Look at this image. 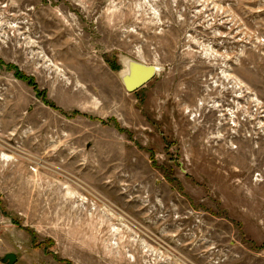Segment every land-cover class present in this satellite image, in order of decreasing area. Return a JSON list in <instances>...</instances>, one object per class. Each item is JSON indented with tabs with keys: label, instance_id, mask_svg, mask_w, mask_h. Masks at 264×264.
<instances>
[{
	"label": "rangeland",
	"instance_id": "rangeland-1",
	"mask_svg": "<svg viewBox=\"0 0 264 264\" xmlns=\"http://www.w3.org/2000/svg\"><path fill=\"white\" fill-rule=\"evenodd\" d=\"M123 58L157 70L128 91ZM9 251L264 264V0H0Z\"/></svg>",
	"mask_w": 264,
	"mask_h": 264
},
{
	"label": "water",
	"instance_id": "water-1",
	"mask_svg": "<svg viewBox=\"0 0 264 264\" xmlns=\"http://www.w3.org/2000/svg\"><path fill=\"white\" fill-rule=\"evenodd\" d=\"M123 63L126 66V70L120 71L122 83L126 90L132 91L143 85L149 80L157 67L152 64H145L141 61L133 60L130 58H123ZM125 69V68H124ZM129 75L131 78H128ZM0 261L5 264H13L16 261V255L14 252H6Z\"/></svg>",
	"mask_w": 264,
	"mask_h": 264
},
{
	"label": "trees",
	"instance_id": "trees-1",
	"mask_svg": "<svg viewBox=\"0 0 264 264\" xmlns=\"http://www.w3.org/2000/svg\"><path fill=\"white\" fill-rule=\"evenodd\" d=\"M18 78H23V79H26L27 81H28V83L29 84H31L34 88H35V82L32 80V78L31 77H25V76H23V75H16ZM64 261H65V263L67 264V263H69L68 262V260H66V259H64Z\"/></svg>",
	"mask_w": 264,
	"mask_h": 264
},
{
	"label": "bare ground",
	"instance_id": "bare-ground-1",
	"mask_svg": "<svg viewBox=\"0 0 264 264\" xmlns=\"http://www.w3.org/2000/svg\"><path fill=\"white\" fill-rule=\"evenodd\" d=\"M126 69H127V68H126V66H125V69H123V71H124V70H126ZM128 78H131V76L129 75V77H128ZM3 157H4V156H3Z\"/></svg>",
	"mask_w": 264,
	"mask_h": 264
},
{
	"label": "crops",
	"instance_id": "crops-1",
	"mask_svg": "<svg viewBox=\"0 0 264 264\" xmlns=\"http://www.w3.org/2000/svg\"><path fill=\"white\" fill-rule=\"evenodd\" d=\"M5 253H6V252H5ZM5 253H4V254H5Z\"/></svg>",
	"mask_w": 264,
	"mask_h": 264
}]
</instances>
